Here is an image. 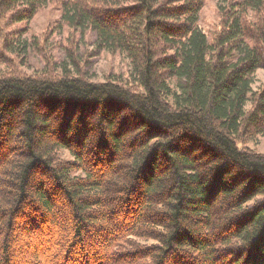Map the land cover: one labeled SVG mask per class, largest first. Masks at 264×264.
<instances>
[{
    "label": "trees",
    "instance_id": "16d2710c",
    "mask_svg": "<svg viewBox=\"0 0 264 264\" xmlns=\"http://www.w3.org/2000/svg\"><path fill=\"white\" fill-rule=\"evenodd\" d=\"M206 1L0 0V264H264V155L237 146L264 135V0H217L211 40ZM47 7L74 72L48 32L23 70ZM85 32L128 83L88 78Z\"/></svg>",
    "mask_w": 264,
    "mask_h": 264
},
{
    "label": "rangeland",
    "instance_id": "374dc122",
    "mask_svg": "<svg viewBox=\"0 0 264 264\" xmlns=\"http://www.w3.org/2000/svg\"><path fill=\"white\" fill-rule=\"evenodd\" d=\"M217 0H207L200 14L199 25L207 35L208 40H211L212 34L218 29L219 18L217 14ZM60 18V11L55 8L47 7L39 11L34 18L29 22L28 32L22 38L23 43L16 47L20 53V57L24 59L23 70L34 75L44 68V64L39 55L34 50L37 41L42 40L43 36L49 33L46 48L48 49L53 59L58 63L59 67L70 69L67 61L66 50L64 47L68 45V38L71 30L64 24L57 25ZM93 38L89 33L85 32L81 36L75 33L72 39L74 46L75 59L80 64V68L85 71L88 78L93 82H104L106 80L119 81L123 84L129 82L130 63L123 55H109L101 53L97 56L93 54L91 45ZM5 70V67L0 65V74ZM264 87V71L258 70L253 76L252 90L258 91ZM250 104L247 105L249 108ZM238 148L246 147L253 152L264 155V135L256 136L248 144H237ZM61 159L71 160L69 153L66 150H61L59 153Z\"/></svg>",
    "mask_w": 264,
    "mask_h": 264
}]
</instances>
